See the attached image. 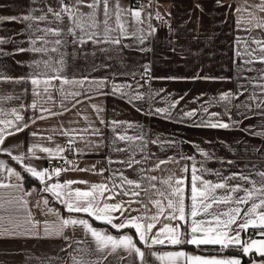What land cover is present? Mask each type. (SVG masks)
<instances>
[{
    "label": "crops",
    "instance_id": "crops-1",
    "mask_svg": "<svg viewBox=\"0 0 264 264\" xmlns=\"http://www.w3.org/2000/svg\"><path fill=\"white\" fill-rule=\"evenodd\" d=\"M261 2L262 0H247L248 5ZM244 3L245 0H222L223 6H218L216 0H152L149 9L143 11L145 17L151 13L150 23L152 24L158 12L170 22V25L158 27L152 24L156 32L145 45L126 40L125 43L131 44V47L124 48L120 52H101L97 46L89 44L76 53L75 59L68 57V67L64 75L69 78L73 76L77 78L88 76L89 79L107 78L108 86L102 91L108 94L98 95L93 90L87 95L73 98L72 96L65 97L61 92L53 89L51 100L45 94L34 97L30 79L21 83L14 81L21 76L30 77L36 72L45 71L43 63L39 68H35L34 62L43 61L49 57L55 60L58 59V55L56 53L19 52V48L31 47L29 41L41 33L33 34L27 27L29 22L0 20V39L6 41L0 44V108L6 114L0 115V119H14L10 113L11 109L15 108L25 117V122L28 124L24 131L16 132L13 136H6L3 147L11 151L13 155H25L24 164L36 166L38 169L48 168L49 171L55 167L70 169L62 172L58 178L59 181H87V184L72 185L73 188L79 187L82 190L87 189L91 184L109 183L111 185L114 173L117 174L115 179L119 183V173H123L128 179L140 182L142 189H148L147 195L140 190L141 196L134 199L147 204L151 209L149 214H153L156 210L148 203V197L160 198L155 195V192L165 190L166 186L160 181L167 179L170 174L185 177V203L188 206L186 210L190 212L192 161L181 159V157L194 156L197 168L201 169L198 174L202 175L203 179L214 183L223 181L233 173H243L258 180L256 173L264 171V135L254 133L264 132V114H261L264 113V108L258 109L252 101L248 100L253 88L248 85L246 77L258 76L259 69L264 68V65L254 64L252 67L257 71L244 72L238 77L237 65H241V58L236 57L235 53L238 48L243 50L245 39L248 40L250 48H255L256 45L251 43V38L264 40V29H256L249 33L237 27V19L241 14L237 13L235 8ZM45 4H51L54 8L58 7L56 0H36V3H33V0H0V17H21L29 14L33 9H37L32 12L33 15H40L39 9L45 8ZM120 4L125 8H136L134 0H120ZM197 4L200 5L199 8L196 7ZM243 15L247 17V13ZM258 15L264 16V13H258ZM35 23L37 22H33L34 26ZM148 23L149 21L145 18V23L141 27L147 30ZM39 26L43 28L56 25L40 23ZM136 27L137 25L130 21L129 32L135 30ZM237 38L242 41L240 45L236 44ZM48 39L54 38L49 37ZM36 46H40V43L38 42ZM47 46L52 47L53 45ZM102 47H107V45ZM141 47L150 48L151 51L141 52L139 51ZM67 51L72 52L71 46ZM93 51L95 55H92ZM5 53L10 55H5ZM145 65L151 68V77H177L179 79H151L145 83L148 79V77L142 78ZM133 73L135 76L132 75ZM195 76L227 77L229 79H192ZM2 77L11 79L4 80ZM55 83L58 89L60 82ZM113 83L132 85L129 90L130 94L140 93L144 99L133 100L130 103L128 97H122L119 93L111 94ZM241 85L246 86L247 91L240 87ZM64 88L67 92H83V89L71 85H65ZM229 90L233 93L243 92V95H240L239 99L233 98L231 104L228 105V113H225L224 102H219L218 98L221 93ZM7 97H12V99H7ZM34 100L37 102L36 109L29 107ZM176 101L179 103L175 108H171L170 105ZM244 103L250 104L251 110L237 107ZM21 105L24 107L21 108ZM93 105L101 111L97 112ZM157 108H169L170 117L167 114L155 113ZM204 108L208 109L207 113L203 111ZM192 110L197 112L196 116L192 118L183 116V113ZM212 112L219 113L218 118L223 122L239 121L240 123L234 124L229 129H213L202 125L201 120L207 122ZM245 115L247 119L244 118ZM40 116L44 118L40 119ZM102 120L104 123H101ZM114 121L119 123L114 125ZM128 124L132 127H128ZM93 129H98L100 135H94ZM10 130L15 132V129ZM119 134L129 136L143 134L144 140L136 141V145L147 143V149L144 152L139 151L138 148L134 152L114 151V148L128 147L123 141L113 144V140ZM153 140L161 143L153 144L151 143ZM69 141L73 143L69 145ZM165 141H174L175 144L174 146L163 144L162 142ZM96 143H99L100 147H94ZM33 145L53 150L61 147L65 151L49 158L48 154L40 152L37 148L36 155L41 157L37 160L32 158V154L28 152ZM69 147L71 150H68ZM201 150L207 152L208 156H202ZM144 157L148 159L145 160ZM130 158L140 160L141 163L133 164L131 168L121 163H109V160L123 161ZM169 158H175L178 163H167L158 169L155 168L160 160ZM0 160H3L9 167L23 172L22 165L13 161L6 153L0 152ZM73 164L82 169H89L94 165L95 171L71 170ZM185 166L188 167V172L182 171ZM100 170H103L102 175L99 174ZM152 176L157 177V180L151 181ZM142 177L148 179L145 180ZM3 178L4 174L0 173V179ZM56 179L53 177L51 182H55ZM22 183L26 191L39 190L42 187L39 183V185L28 188L25 179ZM153 183L156 189L150 187ZM236 183L235 180L229 181L230 185ZM6 191L0 189V194ZM217 194H223V190H217ZM41 195L49 196L47 193H41ZM38 198L36 192H33L31 197H26L31 202L30 210L34 218L41 222L45 219L52 220V216H46L32 206ZM130 198L117 197V200ZM43 207L41 203V208ZM49 207L59 209L64 216L69 215L64 206L55 199L50 198ZM132 208L140 210L139 213L132 212V215H138L144 211L140 203H133ZM0 215L7 214L0 211ZM72 215L87 218L93 226L105 228L112 234H117V230L93 221L86 214ZM161 220L166 222L163 221V217ZM190 221L189 215L187 220L181 224L187 228ZM160 227L162 223L157 224V229ZM249 230L255 234L254 238H260L256 230ZM123 231H128V234L134 233V230ZM65 234L69 237L67 241L55 238H30L23 235L0 236V264H71L69 253L75 254L73 249L78 246H89L91 240L85 237L79 228L75 232L68 230ZM244 234L245 232L241 233L243 239H245ZM41 236H43L42 231ZM75 240H85L86 244L73 243L72 248H67V245ZM138 246L145 250L149 264H160L148 254V250L143 245L138 244ZM62 248H67V251H61ZM153 250L158 253L183 250L191 255L230 256L241 259L242 264H259L261 260H264V257H259L255 253L244 256L236 247H230L221 252L219 246L211 245L201 246L199 249L188 244L156 245ZM100 255L96 253L88 258L95 259ZM106 264H115V259L109 257ZM123 264H139V259L133 256Z\"/></svg>",
    "mask_w": 264,
    "mask_h": 264
},
{
    "label": "snow or ice",
    "instance_id": "snow-or-ice-1",
    "mask_svg": "<svg viewBox=\"0 0 264 264\" xmlns=\"http://www.w3.org/2000/svg\"><path fill=\"white\" fill-rule=\"evenodd\" d=\"M151 2V0H150ZM36 3V0H33ZM218 6H223L222 0H216ZM58 7H52L51 4H45V8L39 9L40 15H33V9L29 14L21 17L10 16L0 17V20H11L29 22L27 27L34 33H41L31 39L29 43L32 45L29 48H19V52H34V53H56L58 59H49L43 61H35L34 67L39 68L43 63L45 71L36 72L30 77L21 76L16 78L14 82L21 83L30 79L32 85V94L34 97H40L42 94L47 95L48 99H52V90L56 89L65 97L72 96L73 98L81 95H87L90 91H95L96 94L104 93L102 89L108 86L107 78H92L75 76L69 78L64 75L68 67V57L75 59L76 53L82 50L89 44L97 46L101 52L116 51L120 52L124 48L131 47V44H126V40L134 41L138 45H145L147 41L155 34L156 28L152 26L150 20L151 13L147 16L143 14V6L139 8H125L120 4V0H56ZM200 7L199 4L196 5ZM231 7V5H229ZM86 9V10H85ZM241 16L237 19V27L241 30L252 32L256 29H264V16L258 13H264V0L260 4L248 5L247 0L241 6L235 8ZM247 13V17L243 14ZM51 17V19H50ZM145 18L149 21L147 30L141 25L145 23ZM155 18L162 20L163 17L157 12ZM137 25L135 30L129 32V23ZM35 23V26L33 24ZM40 23L55 24V27L45 26L41 28ZM49 37L54 39L49 40ZM40 46H36L37 43ZM241 39L237 38L236 44H241ZM6 41L0 39V44ZM251 43L256 45L255 48H250L248 40L243 41V50L237 49L235 55L241 58V65H237V76H241L244 72L257 71L252 65H264V40L251 38ZM53 45L48 47L47 45ZM107 45V47H102ZM71 46L72 52H68V47ZM63 49V51H62ZM141 52H149L150 48L141 47ZM259 53V55H257ZM5 55H10L5 53ZM95 55V51L92 52ZM235 63V61H234ZM151 68L148 65L144 66V76H148L145 83L151 79H179L177 77H151L149 74ZM51 73V74H49ZM135 76V73L132 74ZM4 80H10V77H2ZM192 79L203 80H224L227 77H209L195 76ZM248 85L253 88L248 100L255 104L256 108H264V68L259 69V74L256 77H246ZM56 81L60 82L57 89ZM65 85H71L75 88L83 89L81 91L67 92ZM87 85V87H86ZM142 87L143 85H139ZM245 91L247 87L241 85ZM132 88L130 84L111 85V94L119 93L122 97H128L129 102L133 100H142L144 96L140 93L131 95L129 90ZM243 92L233 93L231 90L223 92L219 95L218 101L224 102L225 113H228V105L231 104L233 98L239 99ZM90 98V97H88ZM12 99V97H7ZM182 99V97H181ZM79 102V101H77ZM179 101L170 105L175 108ZM211 103V102H209ZM24 106L21 105V108ZM32 109L37 108V102L34 100L31 105ZM238 108L251 110V105L244 103L237 105ZM93 108L97 112L101 109ZM44 111H48L44 109ZM208 112L207 108L203 109ZM155 113L167 114L170 117L169 108H157ZM264 114V113H261ZM0 115H6L4 110L0 108ZM10 115L14 119H0V152L6 153L13 161L22 165L23 172L29 173L32 177L39 181L42 187L39 190L32 191L24 190L23 175L21 171H17L13 167H9L3 160H0V173L4 174V178L0 179V189L7 190L6 193L0 194V211L7 215H0V236L6 235H23L30 238H55L69 240L65 234L68 230L75 232L79 228L85 237L90 238L91 244L86 247H76L73 253H69L71 264H106L109 257L115 259V264H123L130 257H137L139 264H149L146 259V252L139 245H143L148 250V254L159 261L160 264H242L241 259L230 256H202L191 255L183 250L163 251L158 253L153 250L156 245L180 246L184 244L193 245L197 249L201 246H219V251L229 249L230 247L238 248L244 256L255 253L259 257H264V171L257 172L258 180L252 179L250 175L243 173H233L226 177L221 182H212L203 179L198 173L201 169L196 166L194 156L181 157L192 161L191 165V187H190V212L187 211L185 203V177H176L175 174H170L167 179L160 181L165 185V190H156L155 195L159 199L148 197V203L153 205L155 212L149 214L151 209L143 201L134 199L141 196V191L147 195L148 189H142L140 182L128 179L123 173H119V183L116 182V173L113 174L112 183L91 184L87 189L82 190L79 187L73 188L72 185L87 184L84 180H67L60 182L59 177L63 171H68V168L55 167L51 171L48 168L38 169L36 166L24 164L25 155H13L11 151L3 147L6 136H13L16 132H22L28 127L25 122V117L20 112L13 108ZM197 115L195 110L183 113L184 117L192 118ZM219 113L212 112L209 114L207 122L201 120V124L209 128L229 129L239 121L228 123L223 122L218 117ZM43 119V116L39 117ZM247 119V115L244 116ZM231 119V116H229ZM34 122V121H33ZM101 123H104L102 120ZM119 122H113L117 125ZM128 127H132L128 124ZM10 129H15V132ZM94 135H100L98 129H93ZM255 135H264V132L254 133ZM36 135V133H33ZM83 139V137H81ZM143 134L137 136H129L119 134L113 140V144L117 141L126 142L127 148H114V151H130L134 152L137 148L144 152L147 149V143L136 145V141H143ZM73 141H69L71 145ZM90 143V142H86ZM153 144L161 143L157 140L151 141ZM163 144L174 146V141H165ZM100 147L99 143L93 145ZM40 152L48 154V157L58 156L65 151L64 148L57 147L55 150L48 147H40L33 145L28 149L32 154V158L40 159L36 155V149ZM68 150H71L69 147ZM82 151V150H80ZM200 154L207 157L208 153L201 150ZM145 160L148 157H144ZM71 163V162H66ZM109 163H121L131 168L133 164L139 165L140 160L128 159L123 161H111ZM167 163H178L175 158L168 160H160L155 168H160L161 165ZM229 163H232L229 161ZM71 170L76 171H95V166L89 169L78 168L72 165ZM183 172H188L189 169L185 166ZM207 171V169H203ZM99 174H103L100 170ZM219 175V173H216ZM53 177H56L55 182ZM147 180V177H142ZM151 181H156L157 177L152 176ZM237 181L235 185H230L229 181ZM152 189H156V185L150 184ZM217 190H223V194H217ZM33 192H36L37 200L32 206L42 211L46 216H52V220L45 219L43 222L34 218L30 210V201L26 197H31ZM41 193H47L49 196H43ZM117 197H131L128 200H117ZM50 198L55 199L64 206V209L69 215L64 216L59 209L49 207ZM116 201V202H109ZM41 203L43 208H41ZM133 203L143 205L144 211L138 215H132V212H140L139 209L132 208ZM220 206H224L221 208ZM86 214L93 221H98L103 225H108L111 229L117 230V234H112L105 228L93 226L87 218H81L72 214ZM190 215V225L185 227L184 222ZM161 217H163L162 222ZM175 222V223H173ZM162 223V227L157 229V224ZM41 224L43 227L41 228ZM154 229H157L154 231ZM249 229L256 230V234L260 238L248 237L243 239L241 233L247 232ZM134 230L133 234H128V231ZM41 231L43 236H41ZM73 243L77 245L86 244L85 240H75L67 245V248H72ZM67 248H62L61 251H67ZM100 253L95 259H89ZM125 253V255H121ZM259 264H264L261 260Z\"/></svg>",
    "mask_w": 264,
    "mask_h": 264
},
{
    "label": "built area",
    "instance_id": "built-area-1",
    "mask_svg": "<svg viewBox=\"0 0 264 264\" xmlns=\"http://www.w3.org/2000/svg\"><path fill=\"white\" fill-rule=\"evenodd\" d=\"M134 4H135L136 8L143 6V11H146L151 6L152 0H151V2H150V0H134ZM152 24L154 26H158V27L159 26L168 27L170 25V22L165 17H163L162 20H157L154 17L152 20ZM144 77H148V76H144ZM71 148H73V146ZM244 237H245V239H247L248 237L254 238L255 234L251 230H248L247 232H245Z\"/></svg>",
    "mask_w": 264,
    "mask_h": 264
},
{
    "label": "trees",
    "instance_id": "trees-1",
    "mask_svg": "<svg viewBox=\"0 0 264 264\" xmlns=\"http://www.w3.org/2000/svg\"><path fill=\"white\" fill-rule=\"evenodd\" d=\"M22 173H23V176H24V179H25V182L28 188H32L36 185H39V182L35 178L30 176L28 173H25V172H22ZM96 224L101 225L100 223H96Z\"/></svg>",
    "mask_w": 264,
    "mask_h": 264
}]
</instances>
